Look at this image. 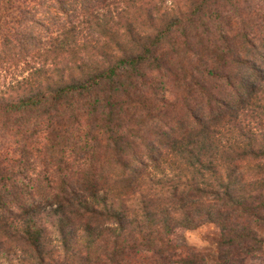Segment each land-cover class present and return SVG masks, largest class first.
Here are the masks:
<instances>
[{"label": "trees", "instance_id": "trees-1", "mask_svg": "<svg viewBox=\"0 0 264 264\" xmlns=\"http://www.w3.org/2000/svg\"><path fill=\"white\" fill-rule=\"evenodd\" d=\"M40 1L0 39V264H207L204 225L259 258L264 0Z\"/></svg>", "mask_w": 264, "mask_h": 264}, {"label": "rangeland", "instance_id": "rangeland-1", "mask_svg": "<svg viewBox=\"0 0 264 264\" xmlns=\"http://www.w3.org/2000/svg\"><path fill=\"white\" fill-rule=\"evenodd\" d=\"M51 5L52 0H44ZM111 0H108L109 2ZM44 6L40 0H1L0 3V39L6 35V29L10 20L19 19L20 16L24 15L23 12L27 11L31 14H39L43 12ZM13 70L6 75L5 72H0V83L5 82L8 84L13 74ZM184 242L189 246L193 247L196 251L204 254L207 264H215L218 252L217 242L219 240V231L214 225H204L199 229L187 232L184 235ZM247 264H264V246L262 254L259 258L250 260Z\"/></svg>", "mask_w": 264, "mask_h": 264}]
</instances>
